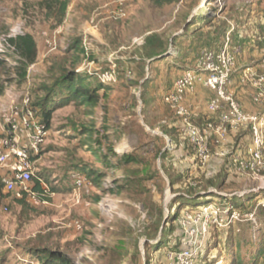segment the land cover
<instances>
[{
    "label": "rangeland",
    "instance_id": "1",
    "mask_svg": "<svg viewBox=\"0 0 264 264\" xmlns=\"http://www.w3.org/2000/svg\"><path fill=\"white\" fill-rule=\"evenodd\" d=\"M48 3L0 0V148L26 101L39 120L44 104L53 110L46 140L32 158L36 199L6 193L8 172L0 169V264H46L37 257L43 251L65 254L73 264H165L166 254L181 246L175 203L180 216L191 207L189 197L205 191L256 217L229 229L213 227L196 264H254L264 241V172L253 179L187 167L181 154L188 143L181 127L170 125L177 118L164 96L173 83L168 65L186 71L202 49L237 38L252 19L263 29L264 0H176L161 7L153 0H70L62 21ZM25 34L35 38L38 55L23 80L21 55L8 45ZM152 34L166 44L171 62L147 59ZM63 68L91 82L98 81L95 69L115 70V79L94 106H62L54 87ZM85 169H95L99 182ZM37 182L42 194L34 190Z\"/></svg>",
    "mask_w": 264,
    "mask_h": 264
},
{
    "label": "built area",
    "instance_id": "2",
    "mask_svg": "<svg viewBox=\"0 0 264 264\" xmlns=\"http://www.w3.org/2000/svg\"><path fill=\"white\" fill-rule=\"evenodd\" d=\"M48 45L53 47L55 42L48 40ZM261 45L264 52V34ZM8 47L16 50L12 44ZM237 54L238 50H230L228 46L221 50L202 49L193 67L176 79L172 89L164 96V102L181 120L179 129L183 133L184 142L192 148L196 161L201 166H207L212 160V143L221 146L231 132L237 134L250 131L253 143L245 153H230L225 150L219 155L222 158L230 156L238 174L258 179L264 172V118L247 113L230 90ZM262 65L264 67V58ZM102 71L95 69L91 75L96 76L99 81V75L102 76V83L115 79V70ZM244 81L254 89L253 102L264 106V71L247 69ZM199 85L214 92L208 102V110L213 118L201 126L192 123V115L185 103L188 94L193 93ZM46 137V126L37 118V112L29 105V101H26L24 116L18 123H10L7 137L0 148V169L8 172L3 180L6 193L14 194L17 198L28 196L36 199L37 195L30 187L35 169L32 158L39 154ZM75 184L81 186L82 181L78 179ZM219 195L230 198V195ZM238 197L244 201L245 193ZM182 212L179 219L181 247L166 254L165 264H196L203 255L207 237L213 227L229 229L237 223L250 222L256 217L255 211L240 210L232 199L224 202L212 200L194 210L185 208Z\"/></svg>",
    "mask_w": 264,
    "mask_h": 264
},
{
    "label": "crops",
    "instance_id": "3",
    "mask_svg": "<svg viewBox=\"0 0 264 264\" xmlns=\"http://www.w3.org/2000/svg\"><path fill=\"white\" fill-rule=\"evenodd\" d=\"M258 21L259 20L257 19H252L245 31L239 30V36L237 38L231 39L228 36L225 43L217 50H221L225 46H228L230 50H238L236 70L232 77L230 90L236 95L240 105L247 113L252 115H260L264 118V106L256 105L253 102L254 89L251 84L244 81V75L247 69L264 71V67L262 65L264 52L261 45V37L264 34V28L262 29L261 26L257 24ZM232 29H234V27ZM261 30L262 33H260ZM228 35H230V33H228ZM166 60L171 62L173 58H167ZM162 62H159L158 64ZM194 63L195 59L192 60L190 64L191 66H188V69L192 68ZM167 71H173L174 76L171 74V77L173 78V87L176 79L181 76L185 70L175 72V67L168 65ZM213 96L214 92L201 85L197 86L193 93L188 94L185 103L192 115L193 124L201 126L207 120L213 118L208 110V102ZM170 125L174 127H181V120L177 118V122L174 125ZM252 143L253 140L250 131H242L237 134L231 132L221 146H217L215 143H212L211 149L213 157L207 166H201V164L196 161L194 152L190 147L185 151V153L183 152L181 155H185L184 158L186 161V166L190 167L191 170H206L207 168H212L214 174L223 173L225 175L247 176L240 175L236 172L230 161V156L227 158H222L219 154L225 150H228L230 153H245L247 148L251 146Z\"/></svg>",
    "mask_w": 264,
    "mask_h": 264
},
{
    "label": "trees",
    "instance_id": "4",
    "mask_svg": "<svg viewBox=\"0 0 264 264\" xmlns=\"http://www.w3.org/2000/svg\"><path fill=\"white\" fill-rule=\"evenodd\" d=\"M49 1V7L55 9L58 8V14L60 15L59 21H62L66 16V13L69 9L70 0H47ZM156 5L159 7L171 4L176 0H153ZM9 42L16 48V50L21 55L20 68L21 71L20 76L23 80L28 77V69L31 65H33L37 60L38 50L37 43L35 38L30 34H25L21 36H17L15 38H10ZM75 48H79V45H76ZM145 50L147 51V59L152 63H159L166 60L167 49L166 44L162 41V39L155 34L150 35L146 38L145 41ZM89 59H94L93 53H86ZM150 62V63H151ZM62 77L58 80V84L55 85V90L58 89L61 91L62 97V106H66L69 104H82L84 106L92 107L94 106L98 100L100 99V93H107L110 90L109 84L102 83L98 80L97 82H91V78L88 76L82 75V73H77L73 71H69L66 68L62 69ZM94 76V75H92ZM4 90L0 85V96L3 94ZM52 92V90H51ZM44 104L42 106L44 111V117L41 119L42 124L48 126V123L51 119V114L53 110L48 109ZM185 143V142H184ZM186 148H189L186 146ZM91 151L95 154L96 158L99 156L96 153V150L91 149ZM111 152V150H110ZM112 153V152H111ZM100 159V158H99ZM123 161L133 162L132 158L129 156H124ZM85 176L94 182H99V174L95 169H85ZM173 185V183H172ZM34 190L38 193H43L42 186L39 182H37L34 186ZM207 191L203 192V195L200 193L197 194L195 199L189 197L191 201H188L186 206H191V209H196L200 205L205 203H209L213 200L212 194H207ZM212 193V192H210ZM228 201V200H227ZM238 208L241 210V205L236 202ZM180 204L178 202L175 203L174 208L177 209ZM189 208V207H187ZM174 209L173 216L175 221L178 219L179 213ZM179 220V219H178ZM182 239V238H181ZM181 243V242H180ZM181 247V246H180ZM39 259H41L46 264H73L70 258L65 254L61 253H53L51 251H43L41 254H38ZM237 259V258H236ZM239 259H237V264ZM254 264H264V241H262L261 246L259 247L255 258L253 259Z\"/></svg>",
    "mask_w": 264,
    "mask_h": 264
},
{
    "label": "bare ground",
    "instance_id": "5",
    "mask_svg": "<svg viewBox=\"0 0 264 264\" xmlns=\"http://www.w3.org/2000/svg\"><path fill=\"white\" fill-rule=\"evenodd\" d=\"M207 5L205 4V2L204 3H202V7H201V9L200 10H202L203 8H205Z\"/></svg>",
    "mask_w": 264,
    "mask_h": 264
}]
</instances>
